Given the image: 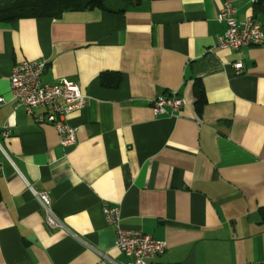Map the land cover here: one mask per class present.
Masks as SVG:
<instances>
[{"label":"crops","instance_id":"crops-1","mask_svg":"<svg viewBox=\"0 0 264 264\" xmlns=\"http://www.w3.org/2000/svg\"><path fill=\"white\" fill-rule=\"evenodd\" d=\"M225 2L239 21L255 14L254 0H143L0 22V264L129 262L104 205L166 241L150 264H264V47L217 46ZM40 58L44 83L72 81L88 97L68 118L74 146L13 106V67ZM104 72L120 84L104 86ZM173 91L181 111L155 116L152 100ZM35 192L50 194L63 227L47 225Z\"/></svg>","mask_w":264,"mask_h":264},{"label":"built area","instance_id":"built-area-1","mask_svg":"<svg viewBox=\"0 0 264 264\" xmlns=\"http://www.w3.org/2000/svg\"><path fill=\"white\" fill-rule=\"evenodd\" d=\"M237 8L230 2L221 6L218 21L225 24L223 34L217 37V46L240 50L243 47H264V28L253 15L245 20L237 18ZM48 64L47 59H25L17 63L10 76L12 102L14 108L24 107L29 115H35L36 121L53 125L58 131L60 143L64 146H74L77 143V128L68 122L74 112L82 109L87 101V95L81 87L72 81L62 80L54 83H44L42 75ZM237 72L244 68L242 60L233 64ZM5 101L0 97V102ZM155 116L174 115L181 111L184 100L177 92L159 95L151 102ZM43 112L35 114L36 109ZM12 132L9 124L4 125L2 135L9 137ZM1 145V144H0ZM41 207L46 212V222L51 228L63 227V223L52 209L51 196L48 192H35ZM104 215L109 224L116 228V247L130 259L121 263L110 261L109 264H150V260L162 254L166 241L157 240L142 229H129L122 225V215L119 206H103Z\"/></svg>","mask_w":264,"mask_h":264},{"label":"trees","instance_id":"trees-1","mask_svg":"<svg viewBox=\"0 0 264 264\" xmlns=\"http://www.w3.org/2000/svg\"><path fill=\"white\" fill-rule=\"evenodd\" d=\"M109 1V2H108ZM112 1H119L115 8L108 5ZM143 0H0V22H10L20 18H60L66 11H86L101 9L110 12L127 10L130 6L139 4ZM124 4L123 7L119 5ZM115 5V4H114ZM254 17L259 12H264V0H254ZM114 73V74H113ZM112 75L114 77L112 78ZM121 76L118 72H104L101 82L104 86L117 87ZM195 96L198 111L207 103L205 89L202 82L195 80ZM2 199L0 190V201ZM263 215H264V210Z\"/></svg>","mask_w":264,"mask_h":264},{"label":"rangeland","instance_id":"rangeland-1","mask_svg":"<svg viewBox=\"0 0 264 264\" xmlns=\"http://www.w3.org/2000/svg\"><path fill=\"white\" fill-rule=\"evenodd\" d=\"M108 2H109V1H108ZM118 3H121V2H119V1H117V2L112 1V2L108 3V5L111 6V7H113V8H115V6H117ZM114 4H115V5H114ZM119 6H120V7H123L124 4L119 5Z\"/></svg>","mask_w":264,"mask_h":264}]
</instances>
